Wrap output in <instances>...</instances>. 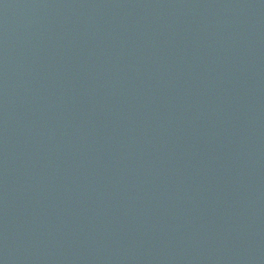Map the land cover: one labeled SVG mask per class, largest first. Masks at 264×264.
Instances as JSON below:
<instances>
[{
	"label": "water",
	"instance_id": "obj_1",
	"mask_svg": "<svg viewBox=\"0 0 264 264\" xmlns=\"http://www.w3.org/2000/svg\"><path fill=\"white\" fill-rule=\"evenodd\" d=\"M0 264H264V0H0Z\"/></svg>",
	"mask_w": 264,
	"mask_h": 264
}]
</instances>
